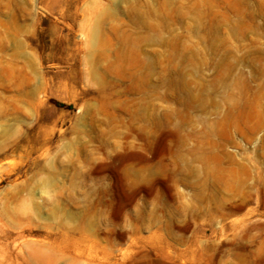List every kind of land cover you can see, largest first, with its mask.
Masks as SVG:
<instances>
[{"label": "rangeland", "instance_id": "374dc122", "mask_svg": "<svg viewBox=\"0 0 264 264\" xmlns=\"http://www.w3.org/2000/svg\"><path fill=\"white\" fill-rule=\"evenodd\" d=\"M0 264H264V0H0Z\"/></svg>", "mask_w": 264, "mask_h": 264}, {"label": "bare ground", "instance_id": "6f19581e", "mask_svg": "<svg viewBox=\"0 0 264 264\" xmlns=\"http://www.w3.org/2000/svg\"><path fill=\"white\" fill-rule=\"evenodd\" d=\"M20 241H21V240H20ZM32 244H33L32 242L27 241V240H25V241L22 242V246H24V248L26 247L27 249H30L31 246H32ZM22 246H21V247H22ZM33 247H34V246H33ZM26 248H25V249H26ZM39 248H40V246H39ZM30 250H32V249H30ZM36 251H38V250H36ZM33 260H34V259H33ZM31 261H32V260H31Z\"/></svg>", "mask_w": 264, "mask_h": 264}]
</instances>
